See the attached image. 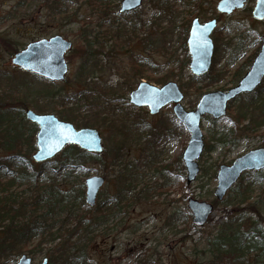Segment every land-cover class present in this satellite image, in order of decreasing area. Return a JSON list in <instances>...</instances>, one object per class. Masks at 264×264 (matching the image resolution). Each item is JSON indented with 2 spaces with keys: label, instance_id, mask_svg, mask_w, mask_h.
I'll list each match as a JSON object with an SVG mask.
<instances>
[{
  "label": "rangeland",
  "instance_id": "374dc122",
  "mask_svg": "<svg viewBox=\"0 0 264 264\" xmlns=\"http://www.w3.org/2000/svg\"><path fill=\"white\" fill-rule=\"evenodd\" d=\"M120 1L104 0L102 6L99 0H91L90 4L87 0H0V99L5 102L24 100L33 111L54 113L63 121L67 119L58 110L66 111L65 108L70 107L76 114V121L79 120L76 125L72 122L73 125H92L90 127L102 135L105 147L97 155L100 157H91L90 160L83 159L80 154L78 159L82 163L69 167L68 174H53L47 170L34 184L29 180L21 183L16 180L13 191L27 198L40 187L54 184L59 187L58 190L65 192L73 189L78 194L81 184L84 194L87 177L104 176L105 182L96 197V203L117 196L120 199L119 209L106 212L103 224L93 226L86 233L87 264H138V260H144V264H202L211 256L209 242L220 224L235 227L243 225L247 231L252 225H259L264 235V223H259L258 214L249 210L256 202L261 212L264 206V181L256 179L253 171L240 177L244 186H247L244 196L229 191L224 203L216 206L211 213V220L205 225L194 226L187 206L189 198L206 202L216 199L213 191L217 185L216 171L219 164H228L251 149L264 147V125L248 137L240 135L234 114L240 110V106H244L242 102L250 97L237 96L221 118L214 120L209 115L203 116L200 129L203 131V141L209 144L210 149H203L197 161V176L188 183L181 160L182 150L188 142V132L173 115L171 105L163 107L157 114H150L146 107L138 108L129 103V93L140 80L158 86L173 80L184 92V108L193 110L204 92L227 89L237 76L238 69L243 66L239 73L241 75L249 68L247 57L254 55L259 46L258 41L264 35V20L257 21L251 16L255 0H247L242 9L228 15L216 11L218 0H143L136 10L125 13L118 12ZM52 6L62 13L50 17L48 12ZM194 17L202 22L211 17L216 18L218 25L212 38H216L220 44L213 54L216 55L213 67L199 79H191L187 49L182 46V39L179 40L180 28L173 32V21L179 25ZM53 35H59L70 43L64 55L67 73L63 80L50 83L40 77L37 79L13 63L14 54L27 48L31 41L42 38L48 40ZM242 35L249 38L237 42ZM88 45L96 50L95 57L86 52ZM85 58L99 61L92 72L86 70L84 74L85 84L94 83L91 85L93 90L89 91L81 79L79 83L76 81V71ZM135 59L140 62L138 75L133 69ZM171 69L173 75L167 80L160 83L155 79ZM258 89L260 95H264V86ZM48 90L53 95L56 92L58 98L54 95L55 99L48 101ZM87 91L92 94L86 99L80 92ZM66 92L65 97L73 98L65 104L67 99L61 101L63 99L60 96ZM2 106L0 102L1 155L2 137L8 130L7 122L12 118L17 119L13 117L16 116L13 107L7 109ZM103 108L105 111L99 112ZM91 113L98 114L99 119L101 113L105 115V124L113 121L121 127L116 130L100 122L81 125L82 115H86L90 122H95ZM246 123L242 122L243 125ZM22 125L27 133L33 124L24 119ZM34 128L31 139L22 138L21 143L15 141L12 146L13 150L20 151L29 159L36 149L37 127ZM7 141L12 142L11 139ZM117 142L121 147L115 153L114 144ZM31 145L34 150L30 148ZM5 153L10 154L7 151ZM111 158L114 161L105 166ZM58 159H63L61 153L53 159L52 165ZM18 169L17 165L11 166L15 172L12 176L19 174L21 168ZM242 197L245 200L238 203ZM223 205L230 210L229 213L221 210ZM93 207L88 209L81 203L75 206V210L76 213L84 211L85 216H90L95 213ZM236 207L241 210L236 211ZM65 215L66 211L60 210L48 221L59 224ZM74 226L75 221L72 219L64 224L67 229ZM84 236L81 231L75 237ZM35 242H28L21 252L31 256L33 264H37L45 255V247L55 245L52 242L43 243V249L38 252L33 250ZM258 251V248L248 251L245 255L248 264L255 263L254 254ZM17 258L16 255H9L2 258L0 264H14ZM257 262L255 264L263 263L264 258L259 257Z\"/></svg>",
  "mask_w": 264,
  "mask_h": 264
},
{
  "label": "trees",
  "instance_id": "16d2710c",
  "mask_svg": "<svg viewBox=\"0 0 264 264\" xmlns=\"http://www.w3.org/2000/svg\"><path fill=\"white\" fill-rule=\"evenodd\" d=\"M87 1L89 4L91 3V0ZM99 1H101L100 3H102V6H104V0ZM158 7L161 8L160 6ZM49 11L50 12H48V15L50 17L60 15L62 13L57 9H54L53 6ZM189 23L190 21L188 20L183 21V23H180L179 25H176L173 21V32L180 28L179 40L182 39L181 44L185 48V41L188 36L187 33L190 26ZM247 38H249V36L244 37V35H242L238 38L237 42L241 43ZM213 41L215 44L214 53H216L219 49L220 44L217 43L218 40L216 38H214ZM89 43L90 42H88V44ZM148 45L151 46V43H149ZM89 46L90 45H88L86 52L95 57L96 50H92L91 48H89ZM214 58H216V55L214 56ZM81 61L82 62L80 63L76 71V81L79 83L81 79L83 82L81 83L85 86L87 85L86 89L88 91L93 90V87L91 85L94 83L87 82L85 84L86 77H84V74L86 73V70H90V72H92L99 64V61L86 58L85 60L83 59ZM249 61L250 58H248L247 62ZM134 62L136 65L133 69L135 74L138 75V73L140 72V65L138 66V63L140 64V62L136 59ZM213 62L215 63V61ZM241 68L237 70L238 74H236L237 76L234 78V81H232V83H235V81L239 78V73L242 72ZM90 75L91 74H89L87 77L89 78ZM171 75H173L172 69L166 74L161 75L160 77H157L155 79L161 83L162 81L167 80V77ZM192 78L199 79L194 76H191V79ZM147 79L150 78L147 76ZM262 86H264V79L261 82L260 86L257 87L256 93L253 92L241 95L244 98L250 97L247 101L245 100L244 102H242V105L244 106H240V110H238L236 114H234V118L236 119V123L238 124L237 127L239 128V133L242 136L248 137L249 134H255L259 131L261 126L264 125V95H260L258 91V88H262ZM88 91L80 92L82 97H85L86 99L91 97L89 94H92V92ZM54 95L58 98L56 92L54 93ZM54 95L52 93L50 94L48 90L46 92V96H48L46 99L48 101L53 100L55 99ZM65 95H67V92L63 96H60V98L63 99L61 101H65L67 99L65 102L66 104L70 99L72 100L73 97L67 98L65 97ZM0 102L3 105L2 107H5L7 109L13 107L15 111L14 114L16 115L13 117H17L16 120L12 118L9 120V123L7 122L8 130L2 137L3 141L1 142V150H3V153L2 155L0 154V261L2 258L5 259L9 255L19 256V254L26 247L27 243L31 240H35L36 242L34 243L35 245L33 247V250H37L38 252L43 249V243H55V245L51 244V247H45L44 254L48 257V264H85L86 256L88 253V242H84V239L87 237L86 233H88L90 228H92L93 226L103 224V222L105 221L104 217L107 214L106 212L119 209L118 206L120 203V199H118L116 196L115 199L109 198L103 200L102 202H97L93 205L95 213L90 216H85L84 211L76 213L75 210V206L81 203L83 206H85V208L89 209V206L86 204L83 197L84 194L81 189V184L78 194L75 193L73 189L64 192L63 190H58L59 187H56L54 184H49L47 187H40V189L36 190V192L32 196H27V198L19 195L21 193L14 192L13 189L16 185V180L20 181V183L27 180L32 181L33 183L41 174L45 173L47 170H49L53 174H68L66 172L69 170V167H75L82 163L80 159H78L80 154L83 155V159L86 158L87 160H90L91 157L97 158L100 156L92 153H87L77 146L68 145L60 152L61 158L63 159L55 160L56 162L53 163L54 165H52L53 159L47 160L45 162L35 163L26 155L24 156L23 153H20V151L12 149L15 141L21 143L22 138L26 140L31 139L30 137L35 131L34 127L36 125H32L31 130L25 133V128L22 125L25 119L23 115L24 109L27 107L24 100H20L17 102H5L3 99H0ZM62 106H64V104ZM65 110L66 111L58 110V112L63 115L64 119L70 120L73 123L75 122V125L78 124L79 120L76 121V114H73V109L68 107L65 108ZM103 111H105L104 108L99 112ZM98 114L95 115L94 113H91V115L94 116L93 121L95 122H90L86 115H82L83 117L80 118L81 125L88 126L91 123L99 124V122L102 125L105 124V115L103 116L100 113L99 116L100 119L103 118L102 121L97 118ZM21 116L23 118H21ZM13 120H15L16 123L13 124V122H15ZM244 121H247L245 125L242 124V122ZM108 124H105V126L107 125L108 127L116 130L121 127H118V125H116V123H114L113 121L109 122ZM24 134L26 136H24ZM10 139L12 142L7 141ZM114 146H116V153L121 147V144L117 142L114 144ZM30 148H32V150L35 149L32 145L30 146ZM206 149H210L208 143L205 144L204 150ZM5 151L10 152V154H6ZM87 160L83 162H86ZM113 161L114 159L111 158L109 163H105V166ZM13 165H17L19 167L18 170H20L21 168L19 174H17L16 176H12L13 173H15L14 170H11V166ZM263 172L264 171L253 172L254 177H256V179H258L259 181H264ZM241 180L242 179L239 178L237 183L229 188V191H232L233 193H235V195H239L241 193L242 196H244L247 186H244ZM224 198L219 201L215 199L213 202H211L212 204H214V209L219 205V203H224ZM226 200H228V198ZM244 200L245 198L242 197L239 199L238 203ZM257 205V202L253 203L249 210H252L253 212L258 214L259 223H264V206L261 212ZM223 206L224 207H222L221 210L225 213H229L230 210H227L225 205ZM60 210L66 211V215L62 220H60L61 222L59 224L48 221L52 220V215H55ZM235 210L240 211L241 209L236 207ZM71 219L75 221V226L71 229L65 228L64 224L66 222H69V220ZM54 220H57V218H55ZM209 220H211L210 217ZM260 230L261 226L259 225H252L250 230L247 231L244 230L243 225H238L237 227H235L233 225L220 224L214 238L209 242V247L211 248V256L202 264H248V260L245 258V255L248 253V251H252L255 248H258L259 250L257 254H254L256 255L255 263H259L257 262V259L259 257L264 258V235L261 234ZM81 231H83L85 236L82 238H76L75 236H78ZM61 237V241L56 242V240L60 239ZM74 237L75 239L73 240ZM259 244H262V246L258 247ZM143 261L144 260H138V264H144ZM260 264H264V262Z\"/></svg>",
  "mask_w": 264,
  "mask_h": 264
},
{
  "label": "water",
  "instance_id": "95a60500",
  "mask_svg": "<svg viewBox=\"0 0 264 264\" xmlns=\"http://www.w3.org/2000/svg\"><path fill=\"white\" fill-rule=\"evenodd\" d=\"M246 0H218L217 12L231 14L234 9H241ZM142 0H121L119 12H126L141 6ZM252 17L256 20L264 19V0H255L252 8ZM216 20L199 23L198 18L192 19L186 40L187 52L190 56L188 67L191 74L203 76L210 69L214 44L211 32L216 26ZM261 45L251 62L249 69L239 81L227 90L216 89L204 92L193 110L182 106L183 91L178 84L171 80L158 86L152 82L140 81L130 90L128 101L134 106L147 107L150 114H157L164 106L172 104V113L189 133L187 144L183 149L182 163L187 173V182H191L197 176L199 164L197 159L202 154L204 146L203 134L200 129L201 117L208 114L212 119L220 118L226 113V105L230 100L241 93L251 92L257 88L264 77V35L261 37ZM69 42L59 35H53L50 39H42L28 44L27 48L16 55L15 62L28 71H33L41 77L54 80H62L66 74L67 66L63 61V54L69 47ZM25 117L38 129L35 134L36 151L32 159L36 162L51 159L64 146L73 144L87 152L99 154L104 150L102 136L92 127L78 128L69 121L60 120L57 115L45 112L43 114L26 109ZM264 168V147L254 148L232 160L230 164H220L216 173V187L213 191L216 198L222 199L227 190L236 183L244 171ZM104 177L90 175L84 181V199L88 206L92 207L96 201V195L101 189ZM194 226H203L212 213L213 204L210 202L189 198L187 201ZM48 258L43 257L38 264H47ZM14 264H32L31 256L20 254Z\"/></svg>",
  "mask_w": 264,
  "mask_h": 264
},
{
  "label": "flooded vegetation",
  "instance_id": "af4514ba",
  "mask_svg": "<svg viewBox=\"0 0 264 264\" xmlns=\"http://www.w3.org/2000/svg\"><path fill=\"white\" fill-rule=\"evenodd\" d=\"M212 18H214V17H211V18L208 19V20H211ZM214 19H216V18H214ZM216 28H217V27H216ZM215 32H216V29L212 31V33H215ZM212 33H211V34H212ZM50 38H51V37H50ZM50 38H48V39H50ZM42 39L47 40L46 38H42ZM42 39H40V40H42ZM34 41H36V40H34ZM34 41H32V42H34ZM258 49H259V48H257V50L255 51V54H254V55H252V56L250 55L251 57H250V56L248 57V58H250V61L247 62L248 64H250V63L252 62V60H253V58L255 57L256 52L258 51ZM65 52H66V50H65ZM65 52H64L63 57H62L63 60H64ZM17 54H18V53H17ZM213 54H214V52H213ZM213 57H214V55H213ZM213 57H212L213 60L211 61V65H210L211 68L213 67V66H212L213 63H214L213 61L216 60V58H213ZM15 58H16V55H14V57H13V63H14V64H17V63L15 62ZM17 65H19V64H17ZM19 66H20V65H19ZM20 67H21V66H20ZM27 71H28V70H27ZM28 72H31V73H30L31 75H34V77H36L37 79H40V78H39V75H38L37 73H33V71H28ZM25 73H26V72H25ZM242 76H243V74H241V75L239 76V78L235 81V83H232V85H231L230 87H228L227 89L233 87V86L239 81V79H240ZM43 79H44V78H43ZM46 80H47V79H46ZM50 81H51V80H50ZM50 81H48V82H50ZM55 81H56V80L51 81L50 83H54ZM178 86H179V85H178ZM227 89H225V90H227ZM225 90H224V91H225ZM246 93H247V92H246ZM246 93H241V94H239V95H237V96H241V95L246 94ZM183 96H184V92H183ZM237 96H236V98H237ZM236 98H235V99H236ZM199 99H200V98H199ZM171 107H172V105H171ZM146 108H147V107H146ZM147 111H148V110H147ZM259 147H260V146H259ZM259 147H258V148H259ZM245 173H247V171H245L243 174H245Z\"/></svg>",
  "mask_w": 264,
  "mask_h": 264
},
{
  "label": "bare ground",
  "instance_id": "6f19581e",
  "mask_svg": "<svg viewBox=\"0 0 264 264\" xmlns=\"http://www.w3.org/2000/svg\"><path fill=\"white\" fill-rule=\"evenodd\" d=\"M39 75V74H38Z\"/></svg>",
  "mask_w": 264,
  "mask_h": 264
}]
</instances>
